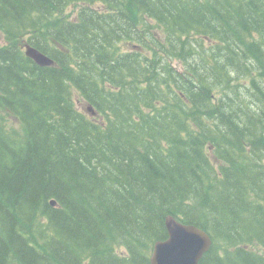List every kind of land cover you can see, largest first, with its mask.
<instances>
[{
    "label": "trees",
    "instance_id": "1",
    "mask_svg": "<svg viewBox=\"0 0 264 264\" xmlns=\"http://www.w3.org/2000/svg\"><path fill=\"white\" fill-rule=\"evenodd\" d=\"M263 17L264 0H0V264H150L168 214L210 235L199 264H264V95L226 67Z\"/></svg>",
    "mask_w": 264,
    "mask_h": 264
},
{
    "label": "water",
    "instance_id": "2",
    "mask_svg": "<svg viewBox=\"0 0 264 264\" xmlns=\"http://www.w3.org/2000/svg\"><path fill=\"white\" fill-rule=\"evenodd\" d=\"M25 48L26 55L34 58L39 65L54 63L51 58L29 44H25ZM164 224L167 237L154 242L149 256L150 264H199L202 255L211 245L209 234L198 226L178 220L171 214L165 216Z\"/></svg>",
    "mask_w": 264,
    "mask_h": 264
},
{
    "label": "rangeland",
    "instance_id": "3",
    "mask_svg": "<svg viewBox=\"0 0 264 264\" xmlns=\"http://www.w3.org/2000/svg\"><path fill=\"white\" fill-rule=\"evenodd\" d=\"M76 13H77V8L69 7L67 9V11L64 12L62 15L64 17H67L68 19H70V17L73 18ZM25 42H26V44H28V41L26 39H21L20 40V43L22 44V46L25 45ZM2 44H6V41L4 40V35L1 32V30H0V45H2ZM258 48H259V51L262 53V60H261V62L259 64L256 63L257 60L255 59V55H252L250 53L251 54L250 58L249 59L247 58L244 62L236 61L235 58H234L231 61V63H232L231 66L230 65L226 66L228 68V70H229V73L233 77H236V73L244 71L243 74L238 79H236V81L234 80L233 84L235 86L234 89L238 88L239 89V91H238L239 93L243 92V94L246 97L247 102L250 101L253 97L254 98L261 97L262 98V96L264 95L259 90H257V88L254 87V85L252 83V78H251V77H255L256 78V80L258 81L257 82L258 88H261V90L264 92V77L263 78L259 77L260 75L261 76H263V75L261 73L262 70L258 68V65H262L263 66V70H264V63H263V61H264V46L263 45L262 46H258ZM193 49L194 50H192V52H194L196 49H197L196 51H198V52L200 51L198 49V47H194ZM249 50L251 52H254L255 48H253V46H249ZM187 55L189 56V55H191V53H188ZM49 58H51V57H49ZM188 60L191 62L192 66L195 67L197 70L199 69L201 71V70H203L205 68L204 66L202 68V66L200 64L195 63V57L191 58V59L189 58ZM53 62H54V60H53ZM187 63H189V62H187ZM172 64L174 66H176L178 69H179V65H181L180 61H178L176 59L172 60ZM205 72H207V71H205ZM236 84H238L239 86L236 85ZM215 91H216V94H218L221 91V88H217ZM74 98L77 100V102L75 104H76L77 108H79V110H81L82 112L87 114L89 117L90 116L93 117L95 115V112L90 108V106H88V104L86 102L80 100L77 97L76 94L74 95ZM234 98L236 100L238 98V96H234ZM236 105L237 104H234V106H236ZM262 110H263V104H262ZM238 112H240V111H238ZM2 119L4 120L5 125L10 128L11 132H13L16 135L24 134L23 126H22V124L20 123V121L18 119H16L13 116H6V117H4ZM131 131L132 130H130L129 128L124 129V133H130ZM118 140H120V137L116 141H118ZM211 149H212V147L210 148V150ZM209 153L211 154L212 152H209ZM53 204H55V203H53ZM42 233L43 234L40 235V237H42L43 240L46 239L49 242V240H50L49 236L48 235H47V237L45 236L46 232L42 231ZM34 260H35V264H48L47 262H52L53 261L51 255H47L45 257H40V256L37 255ZM5 263L6 264H11V262L8 259H5Z\"/></svg>",
    "mask_w": 264,
    "mask_h": 264
},
{
    "label": "flooded vegetation",
    "instance_id": "4",
    "mask_svg": "<svg viewBox=\"0 0 264 264\" xmlns=\"http://www.w3.org/2000/svg\"><path fill=\"white\" fill-rule=\"evenodd\" d=\"M253 30H260V32H258V31H252L250 33V36L249 37H250V39L252 41L251 46H253V48H254V45H253L254 42H258V43H261L262 45H264V21L261 24L259 23L258 29L255 28ZM218 44L220 45V43H218ZM250 53H251L250 50H248L246 52V58H248V59L250 58V56H251ZM260 62H261V58L256 63L259 64ZM263 63H264V61H263ZM258 68L262 70L261 73L263 75V76L260 75L259 77L263 78L264 77L263 66L262 65H258Z\"/></svg>",
    "mask_w": 264,
    "mask_h": 264
},
{
    "label": "bare ground",
    "instance_id": "5",
    "mask_svg": "<svg viewBox=\"0 0 264 264\" xmlns=\"http://www.w3.org/2000/svg\"><path fill=\"white\" fill-rule=\"evenodd\" d=\"M61 22H62V20H61ZM58 23H59V21H58ZM197 50V49H196ZM202 50V49H201ZM195 53V52H194ZM197 53H199L198 51H197ZM217 53V52H216ZM192 54V53H191ZM204 54H205V51H204ZM208 53H206V55H207ZM197 55V54H196ZM201 55V54H200ZM202 56V55H201ZM197 57V56H196ZM204 57V56H203ZM198 59L200 58V57H197ZM1 105V104H0Z\"/></svg>",
    "mask_w": 264,
    "mask_h": 264
}]
</instances>
